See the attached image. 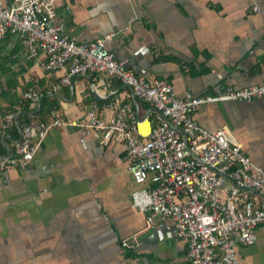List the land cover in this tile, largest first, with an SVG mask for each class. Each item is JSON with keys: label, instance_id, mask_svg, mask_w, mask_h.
<instances>
[{"label": "crops", "instance_id": "1", "mask_svg": "<svg viewBox=\"0 0 264 264\" xmlns=\"http://www.w3.org/2000/svg\"><path fill=\"white\" fill-rule=\"evenodd\" d=\"M258 4L260 13L252 12ZM56 21L78 41L117 33L109 48L139 78L161 79L178 97L213 96L264 83V0H56ZM30 58L17 36L0 46V125L9 113L18 126L0 133V157L21 137L20 121L55 118L81 121L96 102L101 118L109 104H130L143 120L155 113L130 89L104 74L76 77L37 108L25 101L31 89L45 92L58 76ZM42 114H39L40 111ZM204 129L230 130L243 152L264 168V98L250 103L199 107ZM141 128L149 133L146 123ZM126 147L102 143L99 132L54 129L26 170L0 180V264L186 263L187 244L172 235L173 222L132 206L136 185L127 169ZM128 246L124 247L123 244ZM240 264H264V227L250 247H237Z\"/></svg>", "mask_w": 264, "mask_h": 264}, {"label": "built area", "instance_id": "2", "mask_svg": "<svg viewBox=\"0 0 264 264\" xmlns=\"http://www.w3.org/2000/svg\"><path fill=\"white\" fill-rule=\"evenodd\" d=\"M56 0H0V46L8 35L17 36L30 58L42 54V68L58 76L45 92L31 89L25 101L37 108L46 96L72 85L76 77L107 75L130 89L155 113V126L130 104H109L113 119L99 115L91 103L83 120L55 118L24 124L13 150L0 157V180L11 169L26 170L54 129L73 128L99 132L102 143L112 140L126 147L127 169L141 189L131 194L132 206L147 215V226L157 218L173 222L172 235L187 244L186 263L240 264L237 247H250L257 230L264 227V168L242 150L230 130L202 128L195 120L199 107L213 103H250L264 98V83L236 89L220 87L213 96L178 97L174 87L161 79L139 78L119 61L109 46L117 33L93 41H78L56 21ZM252 12L260 13L258 4ZM147 122L149 133L140 124ZM18 126V115L9 113L0 125L5 134ZM124 247L128 244L124 243Z\"/></svg>", "mask_w": 264, "mask_h": 264}, {"label": "trees", "instance_id": "3", "mask_svg": "<svg viewBox=\"0 0 264 264\" xmlns=\"http://www.w3.org/2000/svg\"><path fill=\"white\" fill-rule=\"evenodd\" d=\"M50 97H52V96H46V97H44L43 99H42V102L46 99V98H50ZM42 110L39 112V114H42ZM30 120L28 119V118H25L24 120H22V121H20V125L19 126H21V125H23V124H26V123H28ZM153 121V125L155 126V122H154V120H152Z\"/></svg>", "mask_w": 264, "mask_h": 264}, {"label": "bare ground", "instance_id": "4", "mask_svg": "<svg viewBox=\"0 0 264 264\" xmlns=\"http://www.w3.org/2000/svg\"><path fill=\"white\" fill-rule=\"evenodd\" d=\"M144 123H146L147 125H148V123L147 122H144ZM142 124V123H141ZM141 124H140V129H141V132L143 133V134H148V132H147V130L146 129H143V128H141ZM149 127V126H148Z\"/></svg>", "mask_w": 264, "mask_h": 264}, {"label": "water", "instance_id": "5", "mask_svg": "<svg viewBox=\"0 0 264 264\" xmlns=\"http://www.w3.org/2000/svg\"><path fill=\"white\" fill-rule=\"evenodd\" d=\"M41 105V102L39 103V106ZM140 120L142 121L143 119L142 118H140Z\"/></svg>", "mask_w": 264, "mask_h": 264}]
</instances>
